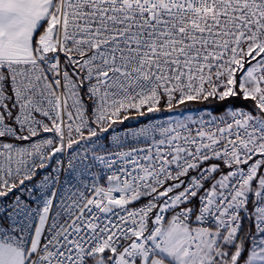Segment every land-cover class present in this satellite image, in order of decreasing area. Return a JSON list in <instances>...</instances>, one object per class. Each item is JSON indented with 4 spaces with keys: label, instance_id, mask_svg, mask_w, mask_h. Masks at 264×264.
<instances>
[{
    "label": "snow or ice",
    "instance_id": "snow-or-ice-1",
    "mask_svg": "<svg viewBox=\"0 0 264 264\" xmlns=\"http://www.w3.org/2000/svg\"><path fill=\"white\" fill-rule=\"evenodd\" d=\"M0 264H264V0H0Z\"/></svg>",
    "mask_w": 264,
    "mask_h": 264
},
{
    "label": "built area",
    "instance_id": "built-area-1",
    "mask_svg": "<svg viewBox=\"0 0 264 264\" xmlns=\"http://www.w3.org/2000/svg\"><path fill=\"white\" fill-rule=\"evenodd\" d=\"M199 115L195 116V117H198ZM175 119V118H172L170 115H167L166 113H153V114H149L147 116H145L144 118L142 119H139V120H132V121H126L125 124L126 125H130L132 127H136V126H139V125H143V124H146V123H156V122H160V121H166L168 119ZM123 127V126H121ZM45 135H48V134H45Z\"/></svg>",
    "mask_w": 264,
    "mask_h": 264
},
{
    "label": "trees",
    "instance_id": "trees-1",
    "mask_svg": "<svg viewBox=\"0 0 264 264\" xmlns=\"http://www.w3.org/2000/svg\"><path fill=\"white\" fill-rule=\"evenodd\" d=\"M233 103L235 105H241V104H245V102H242V101H239V100H236V101H233ZM251 102H247V104H245V106L247 107L248 105H250ZM184 107V106H182ZM223 107V106H217V105H206V104H198V103H193L190 105L189 107V110H195L196 111V114L197 115H200V110L201 109H212V108H216V114L219 115L221 114L220 113V108ZM179 112V109L175 110L173 114H169L167 112H162V113H166L167 115H170L172 118H177V113ZM206 114V113H205ZM195 115V116H197ZM147 116V115H146Z\"/></svg>",
    "mask_w": 264,
    "mask_h": 264
},
{
    "label": "rangeland",
    "instance_id": "rangeland-1",
    "mask_svg": "<svg viewBox=\"0 0 264 264\" xmlns=\"http://www.w3.org/2000/svg\"><path fill=\"white\" fill-rule=\"evenodd\" d=\"M188 111H189L193 116L197 115L195 110H189V109H188ZM144 117H145V116H144ZM144 117H137V118H135V119H133V120H136V119L139 120V119H142V118H144Z\"/></svg>",
    "mask_w": 264,
    "mask_h": 264
}]
</instances>
